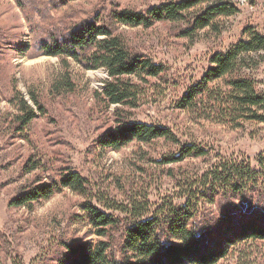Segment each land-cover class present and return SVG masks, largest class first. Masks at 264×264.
Here are the masks:
<instances>
[{"label":"rangeland","instance_id":"rangeland-1","mask_svg":"<svg viewBox=\"0 0 264 264\" xmlns=\"http://www.w3.org/2000/svg\"><path fill=\"white\" fill-rule=\"evenodd\" d=\"M179 1L0 0V264H64L70 256L67 246L109 240L89 224L83 211L86 202L120 224L109 234L118 251L131 222L127 212L135 205L147 208L145 218L183 205L185 188L194 186L220 160L246 163L260 171L264 123L242 117L221 123L209 115V107L196 114L179 109V103L203 79L216 54L248 40L252 32L244 35L245 30L264 35V0H224L239 13L217 18L210 27L189 35L183 34L192 28L188 21L145 29L121 27L112 20L114 12L124 9L143 13ZM88 21L110 25L132 52L166 68L162 77L140 84L135 107H108L99 98L109 80L106 70H85L73 61L67 66L61 58L45 55L43 44L64 39ZM242 59V76L264 96V52L245 53ZM66 72L74 91L58 94L54 85ZM216 84L226 90L223 82ZM30 94L38 97L45 114L37 112L22 130L19 99L35 108ZM119 122L169 129L181 146L197 145L209 152L208 157L168 162L179 156L180 145L164 140L133 141L119 151L103 148L101 139ZM33 165L37 169L31 171ZM67 170L86 180L85 196L65 189L31 206L10 205L36 185L60 182ZM262 182L260 195L221 197L213 205H203L196 223L218 226L226 213L254 210L257 199L264 197ZM218 264H264V243L232 247Z\"/></svg>","mask_w":264,"mask_h":264},{"label":"trees","instance_id":"trees-1","mask_svg":"<svg viewBox=\"0 0 264 264\" xmlns=\"http://www.w3.org/2000/svg\"><path fill=\"white\" fill-rule=\"evenodd\" d=\"M213 1L169 2L143 13L124 9L114 12L112 20L121 27L145 29L161 22L188 21L192 28L183 34L189 35L192 31L210 27L217 18L239 13L238 8L228 1ZM198 8V15H194ZM249 31L252 34L246 42L242 41L229 52L216 54L211 59V68L198 84L188 90L179 103V109L200 114L206 106L212 113L209 115L221 123L235 122L238 117L264 123V96L257 92L251 79L241 74L243 54L264 52V35L252 28L245 30L244 35ZM42 49L45 55L61 58L67 66L69 61H73L85 70H106L109 80L105 83L104 91L98 95L108 107H135L140 84L158 79L166 72L163 65L132 52L110 25L97 22H84L71 29L64 39L54 41L52 45L43 44ZM220 81L226 90L217 86L216 83ZM54 87L58 94L74 91L68 72ZM30 95L37 111L24 98L19 99L20 116L17 119L22 130L37 118V112L45 114L38 97ZM158 140L180 145L171 130L134 122H119L115 130L107 132L100 143L103 148L119 151L133 141L149 144ZM179 147V156L168 162L202 159L209 154L206 149L194 144ZM259 166L260 171H255L246 163L220 160L200 176L199 181L193 183L194 186L185 188L183 205L151 218H145L147 208L135 205L127 212L131 222L125 227L118 251L109 236L111 230L120 225L118 221L92 204L84 203L83 211L89 224L97 229L99 237L109 240L67 246L70 256L64 264H218L229 256L232 247L251 241L264 243L263 196L257 199L254 210L247 211L246 207L243 211L235 209L224 214L218 226H198L196 223L201 207L213 205L218 198L260 195L264 179V153L259 157ZM36 169L33 165L30 170ZM65 189L85 196L87 182L78 172L67 170L60 182L36 185L10 205L31 206Z\"/></svg>","mask_w":264,"mask_h":264}]
</instances>
